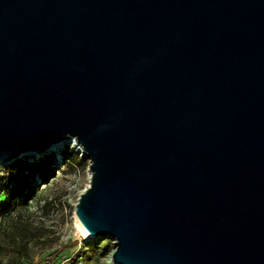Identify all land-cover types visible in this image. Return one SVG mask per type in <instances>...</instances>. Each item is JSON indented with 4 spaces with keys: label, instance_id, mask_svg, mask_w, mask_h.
I'll use <instances>...</instances> for the list:
<instances>
[{
    "label": "water",
    "instance_id": "obj_1",
    "mask_svg": "<svg viewBox=\"0 0 264 264\" xmlns=\"http://www.w3.org/2000/svg\"><path fill=\"white\" fill-rule=\"evenodd\" d=\"M64 139L112 264H264V0H0V163Z\"/></svg>",
    "mask_w": 264,
    "mask_h": 264
},
{
    "label": "rangeland",
    "instance_id": "obj_2",
    "mask_svg": "<svg viewBox=\"0 0 264 264\" xmlns=\"http://www.w3.org/2000/svg\"><path fill=\"white\" fill-rule=\"evenodd\" d=\"M72 143L66 141L43 153L27 152L0 163V176H10L9 167L15 160L26 162L32 171L26 182L25 190L30 188L27 192L31 193L27 205L12 212H18L35 234L28 242V257L21 259L23 264H49L60 258L61 264H112L114 239L109 236L84 239L74 223V205L89 182L88 159L76 149V142ZM6 191L0 181V203ZM12 214L1 220L2 234L14 225ZM4 240L0 235L3 263L15 260L16 256L14 247ZM19 240H14L15 244Z\"/></svg>",
    "mask_w": 264,
    "mask_h": 264
},
{
    "label": "trees",
    "instance_id": "obj_3",
    "mask_svg": "<svg viewBox=\"0 0 264 264\" xmlns=\"http://www.w3.org/2000/svg\"><path fill=\"white\" fill-rule=\"evenodd\" d=\"M10 176H0V181H3L4 186L6 187V196L4 200L0 203V223L1 220L10 216L15 209H23L27 205L28 197L30 196V188L26 189L28 185L27 177L32 175V171H30V167L26 164V162L22 160H15L13 164L9 167ZM13 183V184H10ZM27 192V193H26ZM29 193V194H28ZM21 211V210H20ZM19 211V212H20ZM12 220L14 221V225L10 231L1 232V224H0V235L2 238L7 240L11 247H14L13 252L15 253V260H7L3 263L2 249L3 246L0 243V264H23L21 259L23 257H28V242L31 238L35 236V234L27 227V222H24L20 217V214L14 213L12 214ZM20 239L19 242L15 244L14 240ZM4 240V241H5ZM12 243V244H11ZM61 259V258H60ZM59 261L52 260V264H61Z\"/></svg>",
    "mask_w": 264,
    "mask_h": 264
},
{
    "label": "bare ground",
    "instance_id": "obj_4",
    "mask_svg": "<svg viewBox=\"0 0 264 264\" xmlns=\"http://www.w3.org/2000/svg\"><path fill=\"white\" fill-rule=\"evenodd\" d=\"M68 141L69 143H72L74 142V139H64L62 141H59L57 143H54L53 145H51V147H49L47 150H50V149H54V148H57L59 145H61L62 143ZM75 143V142H74ZM73 144V143H72ZM75 145V144H73ZM76 149L80 151L81 155H83V152H82V149L81 147L79 148L78 145H76ZM24 154V153H23ZM87 176H88V182H89V178H90V174H89V170L87 172ZM88 185V184H87ZM74 223H75V226L76 228L80 231L81 235L83 236L84 239H93L95 237H92L88 232L87 230H85V228L81 225V223L77 220V218L74 216Z\"/></svg>",
    "mask_w": 264,
    "mask_h": 264
},
{
    "label": "built area",
    "instance_id": "obj_5",
    "mask_svg": "<svg viewBox=\"0 0 264 264\" xmlns=\"http://www.w3.org/2000/svg\"><path fill=\"white\" fill-rule=\"evenodd\" d=\"M80 148V147H79ZM49 264H52V263H49Z\"/></svg>",
    "mask_w": 264,
    "mask_h": 264
}]
</instances>
